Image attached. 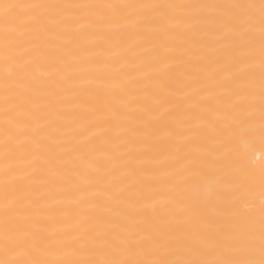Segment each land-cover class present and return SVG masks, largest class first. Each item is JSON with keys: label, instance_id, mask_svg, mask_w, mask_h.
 <instances>
[{"label": "bare ground", "instance_id": "obj_1", "mask_svg": "<svg viewBox=\"0 0 264 264\" xmlns=\"http://www.w3.org/2000/svg\"><path fill=\"white\" fill-rule=\"evenodd\" d=\"M0 264H264V0H0Z\"/></svg>", "mask_w": 264, "mask_h": 264}]
</instances>
